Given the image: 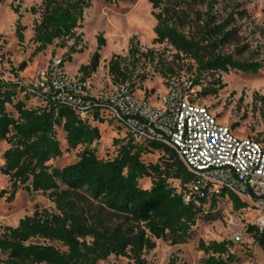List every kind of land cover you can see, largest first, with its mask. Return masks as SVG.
<instances>
[{
	"label": "trees",
	"instance_id": "16d2710c",
	"mask_svg": "<svg viewBox=\"0 0 264 264\" xmlns=\"http://www.w3.org/2000/svg\"><path fill=\"white\" fill-rule=\"evenodd\" d=\"M6 1L0 0V4ZM93 1L43 0L40 6L31 7V13L40 15L33 28L32 42L36 46L33 56L56 41L63 46L67 41H74L64 62L72 61L73 54L82 52L83 46L79 47L82 35L78 30L83 27L85 11L92 7ZM151 2L154 9H159L154 13L155 42L171 45L177 59L194 62L198 71V76L192 79L195 85L200 83L204 73L256 74L264 66V61L239 60L235 54L221 51L238 38L236 28L232 27L233 14L219 22L211 7L204 14L198 34L190 35L181 30L185 9L179 14L170 7H163L161 0ZM14 10L20 12L18 7ZM25 29L19 19L16 36L20 43L25 41ZM97 41L90 63L79 69L83 80H88L99 67L105 40L99 36ZM247 49L246 43L237 48L236 53ZM149 52L141 51L133 39L127 56L114 55L109 62L113 83L122 86L130 82L127 86L136 92L134 72L143 57L152 55ZM154 60L152 55L151 61ZM1 62L0 57V141H7L10 147L4 152L5 163L0 171L10 177L9 201L23 187L29 193H48L58 211L37 208L16 227L0 228V254L4 255L0 257L1 264H99L112 255L129 257L135 264H150L144 254L156 248L157 239L183 243L193 236L199 219H215L206 206L215 207L218 199L196 206L187 204L182 193L177 192L176 184L185 187L193 180V175L174 149L158 141L136 142L124 126L117 123L127 131V141H114L119 145L114 158H99L94 145L101 140V132L95 124L115 122L113 119L95 108L90 121L72 107L49 98L42 99L38 107H27L25 100H16L19 93L29 98L25 83L17 76L6 80ZM25 67L24 62L21 69ZM169 73H173L171 67L162 74L166 77ZM146 80L147 76L141 77V81ZM214 84L218 87H205L201 95H217L225 87L219 79ZM257 100L264 109V95L257 96ZM9 106L15 108L17 117L8 110ZM58 128L66 134L68 150L84 147L79 159L63 168L50 164L64 154ZM155 152L161 154L158 162L144 160V156ZM145 178L151 179L150 188L140 185ZM6 192L2 190L1 195ZM229 198L234 210L242 211L247 206L233 193ZM248 231L264 250V230L250 224ZM232 246L231 241L207 244L201 240L199 247L207 255L203 264H231L234 261ZM169 264L179 263L172 258Z\"/></svg>",
	"mask_w": 264,
	"mask_h": 264
},
{
	"label": "rangeland",
	"instance_id": "374dc122",
	"mask_svg": "<svg viewBox=\"0 0 264 264\" xmlns=\"http://www.w3.org/2000/svg\"><path fill=\"white\" fill-rule=\"evenodd\" d=\"M43 0H7L0 4V57L1 69L7 77L30 83L37 72L44 68L52 57L66 59L69 48L74 41L70 40L63 46L56 41L47 50L33 56L35 44L32 42L34 23L39 19V14L31 13L33 6H40ZM163 7H170L179 14L185 9L186 16L182 18L181 30L185 34H198L199 25L203 23L204 14L212 7L218 15L219 22L234 15L232 27L236 28L238 38L235 42L224 46L221 51L225 54L233 53L239 60L264 61V0H161ZM19 8V13L15 8ZM159 9H154L151 0H133L119 2H103L94 0L92 7L86 9L83 27L78 30L82 35L84 50L72 55V61H65L67 71L79 78L82 65H87L95 53L98 41L102 36L105 46L101 50L100 64L95 73L89 78L94 92L108 91L113 83L109 72V62L114 55L127 56L131 41L143 52H152L155 56L151 61V54L143 57L136 66L133 82L138 96H147L157 100L166 93L169 81L176 79H195L198 76L196 65L187 58L177 59L176 50L167 43H156L155 27L157 24L154 16ZM26 27L25 41L20 43L16 36L17 22ZM248 49L243 53H236V49L244 44ZM150 53V52H149ZM26 67L21 69L22 63ZM167 67L173 69L164 77ZM192 67V69H191ZM16 71V73H15ZM147 76L146 81H141L142 76ZM221 80L225 85L217 95H201L205 87H218L215 81ZM130 85V82L126 83ZM196 100L199 104L208 107L219 120L231 126L241 137H255L264 141V112L257 96L264 95V66L254 73L232 71L226 73H204L198 84ZM16 100H25L27 107H38L43 101L40 97L26 98L24 93H19ZM8 110L18 116L15 108ZM101 132V140L94 146L99 158L111 159L118 153L119 145L116 139L127 141V131L117 123L106 121L96 123ZM58 138L61 141L64 154L52 160L50 164L63 168L75 163L84 147L68 150L65 132L58 128ZM10 147L7 141H0V168L4 165V152ZM161 154L155 152L144 156L146 162L156 163ZM152 181L145 178L140 181L143 188H150ZM10 177L0 171V228L5 226L16 227L20 220L30 216L37 208L58 212L55 203L48 193H29L20 187L15 198L9 201ZM6 189L4 196L1 191ZM207 212L214 215V220L201 218L194 227L193 236L180 244H172L169 240H156V248L146 252L144 257L150 264H169L176 258L179 264H203L207 255L200 249L201 240L207 244L212 242L231 241L234 261L231 264H264V250L255 241L254 236L248 231V226L253 224L256 215L248 210H234L228 198L218 200L215 207L206 206ZM240 235V240L235 239ZM1 258L4 255L0 254ZM1 264V263H0ZM99 264H135L129 257L110 256Z\"/></svg>",
	"mask_w": 264,
	"mask_h": 264
},
{
	"label": "built area",
	"instance_id": "2783aa9c",
	"mask_svg": "<svg viewBox=\"0 0 264 264\" xmlns=\"http://www.w3.org/2000/svg\"><path fill=\"white\" fill-rule=\"evenodd\" d=\"M8 80L10 77L4 75ZM29 96L49 98L92 121L100 108L121 124L136 142L158 141L174 149L193 180L176 184L183 200L201 206L211 199L240 197L244 210L256 215L254 225L264 230V141L241 137L196 100L199 85L173 78L166 93L153 101L138 96L127 85L94 92L90 80L71 75L60 57H52L33 81L25 83ZM235 239L240 240V235Z\"/></svg>",
	"mask_w": 264,
	"mask_h": 264
}]
</instances>
